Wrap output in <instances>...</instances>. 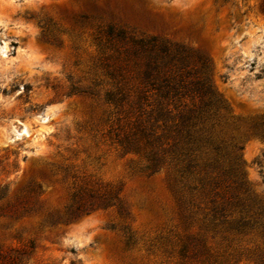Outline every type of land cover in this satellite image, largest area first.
Listing matches in <instances>:
<instances>
[{"label":"rangeland","instance_id":"obj_1","mask_svg":"<svg viewBox=\"0 0 264 264\" xmlns=\"http://www.w3.org/2000/svg\"><path fill=\"white\" fill-rule=\"evenodd\" d=\"M110 25L207 55L249 195L202 165L181 172L171 154L152 173L119 144L135 117L172 144L178 109L154 92L132 106L137 67L124 43H107ZM117 83L131 91L122 107L105 99ZM260 121L264 0H0V253L24 264H264V138L249 130Z\"/></svg>","mask_w":264,"mask_h":264},{"label":"trees","instance_id":"obj_2","mask_svg":"<svg viewBox=\"0 0 264 264\" xmlns=\"http://www.w3.org/2000/svg\"><path fill=\"white\" fill-rule=\"evenodd\" d=\"M114 39L124 43L126 60L133 59L137 67L139 84L132 106L136 104L140 111L148 102L149 94L154 92L178 109L171 125L175 134L172 144L164 146L163 136L156 135L155 130L139 117H135L128 131L122 135L115 133L119 144L145 158V169L152 173L160 171L167 162V155L171 154L181 165V172L192 173L202 165L200 168L206 175L211 177L212 173L219 171V176L232 179L236 191L249 195L250 188L241 176V156L238 154L243 147L225 135L229 106L211 81L207 55L157 35L129 34L110 25L107 43L117 48ZM99 44H103L102 39ZM130 95L128 84L117 83L115 89L105 92V99L122 107L131 100ZM159 114L165 118L169 116L168 110L163 108ZM249 130L264 138V121L252 124ZM170 132L167 134L171 135ZM257 163L264 169L262 161ZM262 173L264 177V170ZM21 254L0 253V264H24Z\"/></svg>","mask_w":264,"mask_h":264}]
</instances>
